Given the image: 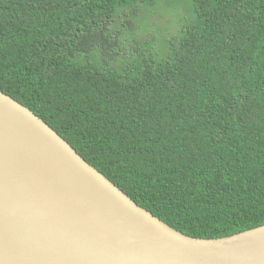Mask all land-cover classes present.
<instances>
[{"label": "trees", "instance_id": "16d2710c", "mask_svg": "<svg viewBox=\"0 0 264 264\" xmlns=\"http://www.w3.org/2000/svg\"><path fill=\"white\" fill-rule=\"evenodd\" d=\"M0 90L175 229L264 224V0H0Z\"/></svg>", "mask_w": 264, "mask_h": 264}, {"label": "water", "instance_id": "95a60500", "mask_svg": "<svg viewBox=\"0 0 264 264\" xmlns=\"http://www.w3.org/2000/svg\"><path fill=\"white\" fill-rule=\"evenodd\" d=\"M0 264H264V224L175 229L0 90Z\"/></svg>", "mask_w": 264, "mask_h": 264}, {"label": "rangeland", "instance_id": "374dc122", "mask_svg": "<svg viewBox=\"0 0 264 264\" xmlns=\"http://www.w3.org/2000/svg\"><path fill=\"white\" fill-rule=\"evenodd\" d=\"M182 11V4L176 3L174 7L168 9L166 8L165 4L159 5L155 11L149 15L148 22L144 23L140 20L141 24L149 25L148 31H143L139 28V34L141 38H147V33L152 34V32L158 33L159 35L167 34V28L171 33L176 32L177 26H180L179 15L182 13ZM177 20L179 23L173 24V22Z\"/></svg>", "mask_w": 264, "mask_h": 264}]
</instances>
